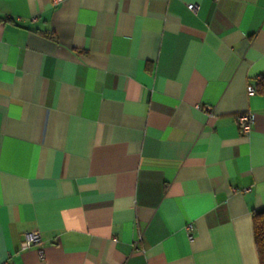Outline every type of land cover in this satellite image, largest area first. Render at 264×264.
Segmentation results:
<instances>
[{
  "label": "crops",
  "instance_id": "crops-1",
  "mask_svg": "<svg viewBox=\"0 0 264 264\" xmlns=\"http://www.w3.org/2000/svg\"><path fill=\"white\" fill-rule=\"evenodd\" d=\"M263 75L264 0H0V264H259Z\"/></svg>",
  "mask_w": 264,
  "mask_h": 264
},
{
  "label": "built area",
  "instance_id": "built-area-1",
  "mask_svg": "<svg viewBox=\"0 0 264 264\" xmlns=\"http://www.w3.org/2000/svg\"><path fill=\"white\" fill-rule=\"evenodd\" d=\"M60 1V0H55ZM187 8L191 11H195L198 6L196 4H187ZM247 94L251 95L255 92V87L252 84H248L246 86ZM254 122V115L252 113L246 112V113H240L236 115V123L238 126V130L241 134H248L251 130V126ZM185 233L187 235L188 240L192 241L193 236V226L191 223H188L184 226ZM23 240L20 243L21 249H28L32 246H38L37 254L39 259L44 258V252L43 248L40 247L42 243V238L40 235V232L37 230H31L29 232H25L23 236Z\"/></svg>",
  "mask_w": 264,
  "mask_h": 264
},
{
  "label": "trees",
  "instance_id": "trees-1",
  "mask_svg": "<svg viewBox=\"0 0 264 264\" xmlns=\"http://www.w3.org/2000/svg\"><path fill=\"white\" fill-rule=\"evenodd\" d=\"M256 91L264 94V75L256 83ZM253 241L259 264H264V210L252 213Z\"/></svg>",
  "mask_w": 264,
  "mask_h": 264
}]
</instances>
